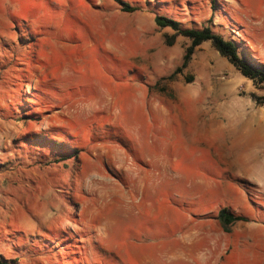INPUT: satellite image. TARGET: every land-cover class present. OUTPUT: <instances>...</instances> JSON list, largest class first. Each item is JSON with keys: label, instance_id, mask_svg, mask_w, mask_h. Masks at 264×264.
<instances>
[{"label": "rangeland", "instance_id": "rangeland-1", "mask_svg": "<svg viewBox=\"0 0 264 264\" xmlns=\"http://www.w3.org/2000/svg\"><path fill=\"white\" fill-rule=\"evenodd\" d=\"M121 1L0 0V259L264 264V86L209 42L175 73L190 42L154 21L259 67L264 0Z\"/></svg>", "mask_w": 264, "mask_h": 264}, {"label": "trees", "instance_id": "trees-1", "mask_svg": "<svg viewBox=\"0 0 264 264\" xmlns=\"http://www.w3.org/2000/svg\"><path fill=\"white\" fill-rule=\"evenodd\" d=\"M120 9L125 13H133L139 10L137 6H132L121 0H116ZM211 8L212 2H211ZM155 24L160 28H170L177 34L185 37L189 40L190 45L187 47L186 52L183 56V62L181 67L178 68L175 73L185 69L191 60V56L194 50L201 44L209 42L212 47L220 54L221 57L225 58L244 78L248 79L253 83L254 86H264V66L255 64L253 60L243 58L239 52V47L233 39H226L221 34L216 33L212 29L211 21L209 24L201 28L189 27L182 28V24L166 16L157 15L154 18ZM263 67V68H261ZM259 100L255 98V102L258 104H264V98ZM244 220L243 217L237 216L225 209L220 210L218 214V221L225 232L229 231V226L232 224ZM0 264H11L0 259Z\"/></svg>", "mask_w": 264, "mask_h": 264}]
</instances>
